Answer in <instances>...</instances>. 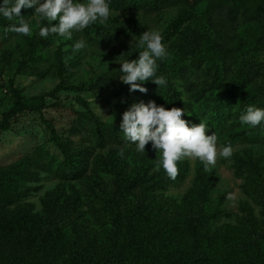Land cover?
Listing matches in <instances>:
<instances>
[{
	"label": "rangeland",
	"instance_id": "rangeland-1",
	"mask_svg": "<svg viewBox=\"0 0 264 264\" xmlns=\"http://www.w3.org/2000/svg\"><path fill=\"white\" fill-rule=\"evenodd\" d=\"M131 1L111 0L106 24H91L71 40L37 35L36 21H46L32 9L20 10L28 35L11 29L18 18L0 16V264H60V232L48 233L66 206L74 210L66 222L84 235L78 242L61 238L66 250L90 249L104 262L120 257L130 264L129 257L145 249L165 259L164 252L157 256L155 232L169 215L180 219L186 236L191 227L198 236L207 228H239L232 236L241 245L245 230L264 243V123L238 120L248 105L264 108V12L234 16L226 6L215 7L205 21L200 18L211 0H200L193 21L199 28L182 42L183 25L173 33L168 28L189 5L155 11ZM153 29L168 52L157 70L173 65V73L166 86L147 81L146 92H129L118 63L135 59L140 33ZM79 38L88 47L73 52ZM149 100L184 108L181 118L204 122L218 150L231 144L232 156H218L207 170L183 158L175 177L155 170L159 151L149 142L145 153L136 152L118 128L131 103Z\"/></svg>",
	"mask_w": 264,
	"mask_h": 264
},
{
	"label": "clouds",
	"instance_id": "clouds-1",
	"mask_svg": "<svg viewBox=\"0 0 264 264\" xmlns=\"http://www.w3.org/2000/svg\"><path fill=\"white\" fill-rule=\"evenodd\" d=\"M111 0H0V16L11 20L18 18L11 29L23 35L31 32L29 24L20 14L21 8L32 9V14L46 21L37 20V35L46 38L50 34L71 40L74 32H80L87 26L106 24L111 15ZM55 22V23H53ZM159 30H145L140 33L135 46L141 49L135 59H122L119 64V80L128 85V91L146 92L143 82L150 81L156 86H166L165 76L157 75V61H163L168 52ZM83 38L76 39L71 49L73 52L87 48ZM184 108H165L149 100L131 103L122 113L119 130L125 141L136 152L145 153V145L159 151L155 170L162 169L170 177L177 172L176 162L183 158L201 161L205 170L216 163L217 157L229 158L233 147L225 144L217 148V136L207 134L204 122L192 124L182 119ZM241 125L257 126L264 123V108L246 106L238 117ZM123 155V153H120ZM229 199L232 198L228 194Z\"/></svg>",
	"mask_w": 264,
	"mask_h": 264
},
{
	"label": "trees",
	"instance_id": "trees-1",
	"mask_svg": "<svg viewBox=\"0 0 264 264\" xmlns=\"http://www.w3.org/2000/svg\"><path fill=\"white\" fill-rule=\"evenodd\" d=\"M199 1L200 0H194V2L189 3V0H132L130 6H136V4L141 2L147 9L157 11L161 9L163 5L169 3L171 6H179L180 8L189 5V10L180 15L172 26L168 28V33H173L179 30L183 25L184 28L182 29L180 41L184 42V40H186V35L191 36V33H195L197 31L196 28H199L196 23H193V21H198L194 15V10L196 6L201 3ZM236 1L237 0H211L207 12L205 15H202L200 19L209 21L211 10L215 7L222 6H226L228 13L234 16L241 12L245 16L251 17L257 15L259 10L264 12V0H247L246 6L238 5L237 7L234 5ZM195 25L196 27H194ZM175 64H177V62L174 63V68L176 67ZM173 70V65L168 69L164 66L162 72L158 69L156 74L165 76L167 80L169 76L172 75ZM145 83H147V81H145ZM6 115L13 116L14 111H9ZM104 131L110 132L108 128ZM112 136L110 138H112ZM101 138L105 140L108 137L104 135ZM54 142L64 156H68L64 145L57 138H54ZM66 207L68 208L64 210L60 207L58 211L60 221L57 213V222L53 227L49 228L48 233L49 237V235H55L56 231L60 232V264H126V259L120 257H115L112 260H105V262L100 258L94 259L96 253H93L94 251L90 249L83 251L82 254L79 252L67 251L66 249L69 248V245L65 242L63 243L61 238H65L66 235L75 236L78 242L84 235L81 233L78 234V231L81 230H74V227L69 226L68 223L70 222H66V219H69V217L74 214V210L72 211L69 206ZM156 226L155 236L161 243L159 255L157 256L160 257L161 253L164 252L166 258L151 257V255L146 252V249L143 251L138 250L136 256L132 257V255L129 257L130 264H264V243H256V238L253 241L250 230L244 231L245 237L242 238L244 243L241 245V240L237 241L238 238L232 236L238 234L239 228H231L230 230L228 228L226 233H223L218 227H213V229L207 228L206 231L204 230L201 232L202 235L198 236V231L191 227L188 229L189 235L186 236L184 235L185 229L182 228L180 219L177 216L171 217V215L165 218L163 224H157ZM54 227H57V229ZM220 235H226V239H222ZM165 243H173L175 246L167 249L164 246ZM140 255L142 256L141 260L138 259Z\"/></svg>",
	"mask_w": 264,
	"mask_h": 264
}]
</instances>
